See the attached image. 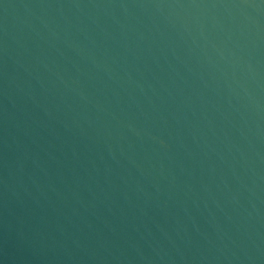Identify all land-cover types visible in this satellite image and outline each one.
I'll return each mask as SVG.
<instances>
[{"label": "water", "instance_id": "water-1", "mask_svg": "<svg viewBox=\"0 0 264 264\" xmlns=\"http://www.w3.org/2000/svg\"><path fill=\"white\" fill-rule=\"evenodd\" d=\"M0 264H264V0H0Z\"/></svg>", "mask_w": 264, "mask_h": 264}]
</instances>
